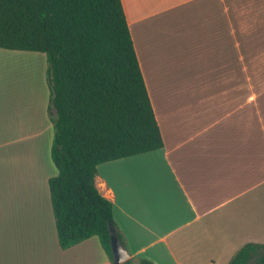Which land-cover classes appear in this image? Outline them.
Returning <instances> with one entry per match:
<instances>
[{
    "label": "crops",
    "instance_id": "crops-1",
    "mask_svg": "<svg viewBox=\"0 0 264 264\" xmlns=\"http://www.w3.org/2000/svg\"><path fill=\"white\" fill-rule=\"evenodd\" d=\"M121 2L163 147L96 187L132 264H229L264 244V0ZM14 221L2 264H113L97 237L62 250L54 222Z\"/></svg>",
    "mask_w": 264,
    "mask_h": 264
},
{
    "label": "trees",
    "instance_id": "trees-1",
    "mask_svg": "<svg viewBox=\"0 0 264 264\" xmlns=\"http://www.w3.org/2000/svg\"><path fill=\"white\" fill-rule=\"evenodd\" d=\"M0 49L46 56L59 247L97 237L113 261L109 230L123 241L113 204L96 187L97 167L163 147L121 0H0ZM250 262L264 264V244H245L229 264Z\"/></svg>",
    "mask_w": 264,
    "mask_h": 264
},
{
    "label": "rangeland",
    "instance_id": "rangeland-1",
    "mask_svg": "<svg viewBox=\"0 0 264 264\" xmlns=\"http://www.w3.org/2000/svg\"><path fill=\"white\" fill-rule=\"evenodd\" d=\"M2 52L0 249L4 236L17 233L14 218L30 217L38 219L41 226H53L48 179L57 174L50 159L55 111L49 107L46 56L26 51ZM260 83L264 82L252 81V87ZM2 256L0 250V264Z\"/></svg>",
    "mask_w": 264,
    "mask_h": 264
},
{
    "label": "water",
    "instance_id": "water-1",
    "mask_svg": "<svg viewBox=\"0 0 264 264\" xmlns=\"http://www.w3.org/2000/svg\"><path fill=\"white\" fill-rule=\"evenodd\" d=\"M110 245L113 264H121L129 259V254L116 235L114 229H110Z\"/></svg>",
    "mask_w": 264,
    "mask_h": 264
}]
</instances>
